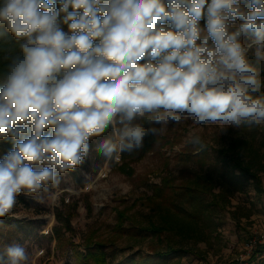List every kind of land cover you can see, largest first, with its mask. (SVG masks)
<instances>
[{
    "label": "clouds",
    "instance_id": "1",
    "mask_svg": "<svg viewBox=\"0 0 264 264\" xmlns=\"http://www.w3.org/2000/svg\"><path fill=\"white\" fill-rule=\"evenodd\" d=\"M0 26L17 41L0 48V139L13 142L0 217L22 192L41 199L109 129L97 152L119 163L170 123L191 122L196 152L203 126L264 128V0H0ZM5 256L33 264L20 245Z\"/></svg>",
    "mask_w": 264,
    "mask_h": 264
},
{
    "label": "rangeland",
    "instance_id": "2",
    "mask_svg": "<svg viewBox=\"0 0 264 264\" xmlns=\"http://www.w3.org/2000/svg\"><path fill=\"white\" fill-rule=\"evenodd\" d=\"M56 2L59 4V0ZM62 27L67 31L66 26ZM0 33H4L0 35L1 42L8 45L17 44L11 34L5 32L3 26H0ZM241 39L243 43L250 44L253 37L248 35ZM191 127L190 121L180 125L170 123L166 133L180 140V144L166 154L171 158L170 163L148 155L133 164L135 177H145L149 184H153L159 183L161 178L169 173L178 175L184 164L179 162L177 155L185 146L183 141ZM203 127L201 135L208 141H214L219 136L235 135L241 129L229 127L225 133L220 134L215 125ZM52 131L51 128L46 129L44 134L48 135ZM108 136L109 130L90 140L89 152L83 163L60 176L57 186L49 185V191L40 194L41 199L22 192L17 197L12 214L0 217V264L6 259L5 249L13 245L25 247L32 254L33 264H79L72 246H68L64 252L57 247L53 228L61 226L56 219L58 210L73 214L71 230L63 233L66 240H70L69 243L81 252H85L87 239L105 240L113 237L119 212L126 211L130 218L140 220L149 213V209L141 204L135 206L134 202L146 194H151V189L135 188L137 177L129 179L122 175L113 168L114 161L105 159L97 152V145ZM8 151L0 139V159H3ZM194 166L196 165L191 163L185 167ZM232 211L239 216L246 213H251V216L235 221L231 216ZM220 220L219 241L212 249L207 250L206 258L201 260L189 256L183 259L185 264H239L242 256L248 259L245 247L248 242L255 238L264 240V195L260 199L257 198L252 187L245 193L236 194L232 199V206L220 215ZM156 242V239L118 241V246L123 251L111 259L110 264H122L131 254H146L157 245ZM199 246L207 249L204 244Z\"/></svg>",
    "mask_w": 264,
    "mask_h": 264
},
{
    "label": "trees",
    "instance_id": "3",
    "mask_svg": "<svg viewBox=\"0 0 264 264\" xmlns=\"http://www.w3.org/2000/svg\"><path fill=\"white\" fill-rule=\"evenodd\" d=\"M200 23L203 27L206 21ZM5 46L10 45L0 41V48ZM2 69L0 64V71ZM260 94H264V89L257 93ZM174 137L170 133L157 138L147 136L137 153L122 154L119 163L112 162L113 168L122 175L129 179L137 177L135 188L151 189V194L134 202L135 206L141 204L149 209L144 218H130L126 211L119 212L113 237L87 239L85 252H81L63 233L71 230L73 214L58 210L56 219L61 226L53 228L58 249L64 252L72 246L79 264H110V260L123 251L118 241L156 239L157 245L149 252L131 254L122 264H185L183 259L189 256L204 260L207 250L219 241L220 215L232 206L234 196L251 187L257 198L264 195V128L242 127L235 135L219 136L214 141L203 138L208 147L200 152L190 145L184 146L177 155L184 167L178 175L163 176L159 183L149 184L145 177H135L133 164L148 155L170 163L167 152L180 144ZM1 140L10 151L11 137ZM191 163L196 166L185 167ZM231 216L237 221L242 217L250 218L251 213L239 216L232 211ZM163 237L165 240H161ZM200 244L207 249H202Z\"/></svg>",
    "mask_w": 264,
    "mask_h": 264
},
{
    "label": "built area",
    "instance_id": "4",
    "mask_svg": "<svg viewBox=\"0 0 264 264\" xmlns=\"http://www.w3.org/2000/svg\"><path fill=\"white\" fill-rule=\"evenodd\" d=\"M264 243V240L261 238H255L251 241L248 242L247 246H246V252L248 255V259H245L244 256H242V258L240 259L241 261L239 262V264H247L249 262V260L251 259V257L254 254V251L257 249V247Z\"/></svg>",
    "mask_w": 264,
    "mask_h": 264
},
{
    "label": "crops",
    "instance_id": "5",
    "mask_svg": "<svg viewBox=\"0 0 264 264\" xmlns=\"http://www.w3.org/2000/svg\"><path fill=\"white\" fill-rule=\"evenodd\" d=\"M246 247V246H245ZM244 247V248H245ZM256 255L250 259V263L247 264H264V243L260 244L257 249L255 250Z\"/></svg>",
    "mask_w": 264,
    "mask_h": 264
}]
</instances>
